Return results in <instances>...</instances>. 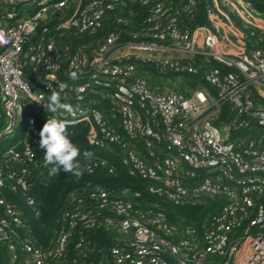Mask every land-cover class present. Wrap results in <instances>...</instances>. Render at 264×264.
Returning a JSON list of instances; mask_svg holds the SVG:
<instances>
[{
  "label": "built area",
  "instance_id": "2783aa9c",
  "mask_svg": "<svg viewBox=\"0 0 264 264\" xmlns=\"http://www.w3.org/2000/svg\"><path fill=\"white\" fill-rule=\"evenodd\" d=\"M200 13L198 0H0V182L31 215L50 173L39 116L88 126L89 145L116 153L152 194L219 203L203 229L177 227L140 190L87 185L68 194L44 248L0 191V264H84L96 228L118 237L116 264H264V16L246 0H207L204 23ZM51 90L73 112H47ZM81 164L115 172L103 157Z\"/></svg>",
  "mask_w": 264,
  "mask_h": 264
},
{
  "label": "trees",
  "instance_id": "16d2710c",
  "mask_svg": "<svg viewBox=\"0 0 264 264\" xmlns=\"http://www.w3.org/2000/svg\"><path fill=\"white\" fill-rule=\"evenodd\" d=\"M198 1L201 9L199 20L204 23L206 19H204L202 11L207 0ZM246 1L249 2L258 13L264 16V0ZM135 8L139 11V16L131 17L129 15L127 18H132L134 21H137L145 12L142 11V8L139 6ZM39 118L41 120L40 123L44 124L45 120L41 116H39ZM223 118L228 120L226 114ZM67 130L69 131L70 139L81 149L82 154H79L76 158L80 163H82L83 158L88 155L103 157L108 159L110 164L115 167V172L109 173L107 169H97L94 172L82 170L79 177H74L68 173L67 177L62 179L60 172H58L55 175L49 173L40 179L38 178L35 182V191L42 208V215L40 217L31 215V209L29 205L26 204V201L22 199L20 195L11 193L0 182V191L2 194L6 198L14 201L27 214L26 218L32 225L38 245L49 248L54 244L56 230L58 228L57 218L60 212L67 206L68 194L75 189L96 183L118 191L124 187L140 190L142 192V197L139 198L138 201H140L143 206L147 205L149 208L161 210L165 213L168 222L172 226L177 227L195 226L199 229H203L208 218L215 212L216 207L219 206L217 201L210 200L208 203L200 206H182L175 204L163 196L152 194L144 188L145 182L143 180L129 176L126 167L123 166L116 153L105 148L89 145L86 139L88 126L80 125L67 128ZM72 134H74L75 137H72ZM83 153H88V155H83ZM85 233L89 242L87 244V250L79 254V259L82 260L84 264H99V262L103 260L108 264H116L110 254L111 247L119 244V239H117L118 237L116 234L104 228L87 230ZM77 240L78 238L74 237L70 242V258H73L77 253L75 248Z\"/></svg>",
  "mask_w": 264,
  "mask_h": 264
},
{
  "label": "clouds",
  "instance_id": "9594fccd",
  "mask_svg": "<svg viewBox=\"0 0 264 264\" xmlns=\"http://www.w3.org/2000/svg\"><path fill=\"white\" fill-rule=\"evenodd\" d=\"M68 76L70 79H76L77 74L76 72H69ZM57 86L61 90L64 87L62 84ZM49 87L52 88L50 84ZM50 92L51 94L47 97L48 102L42 103L47 112L56 113L58 110L73 112L70 105L61 102L57 91L51 90ZM67 125L70 124L62 119L47 118L39 132L38 146L43 150L44 163L50 166L51 174L55 175L63 170L74 177H79L83 169L80 161L76 158L82 153L77 144L70 139ZM83 155H88V153H83Z\"/></svg>",
  "mask_w": 264,
  "mask_h": 264
},
{
  "label": "rangeland",
  "instance_id": "374dc122",
  "mask_svg": "<svg viewBox=\"0 0 264 264\" xmlns=\"http://www.w3.org/2000/svg\"><path fill=\"white\" fill-rule=\"evenodd\" d=\"M171 79H173L174 81H177L179 78L180 79H185L184 76H179L178 78V75H170ZM160 79L161 80H166L167 77L165 75H161L160 76ZM248 132H244L243 130H238V129H234L232 131V137L234 138V140L238 139V138H244V137H248Z\"/></svg>",
  "mask_w": 264,
  "mask_h": 264
},
{
  "label": "water",
  "instance_id": "95a60500",
  "mask_svg": "<svg viewBox=\"0 0 264 264\" xmlns=\"http://www.w3.org/2000/svg\"><path fill=\"white\" fill-rule=\"evenodd\" d=\"M73 137H74V136H73ZM262 145L264 146V139L262 140ZM81 165H82V164H81ZM82 169L84 170V166H83V165H82ZM59 172H60V174H61L62 179H65V178L67 177V175H68V173L65 172V171H63V170H60Z\"/></svg>",
  "mask_w": 264,
  "mask_h": 264
}]
</instances>
